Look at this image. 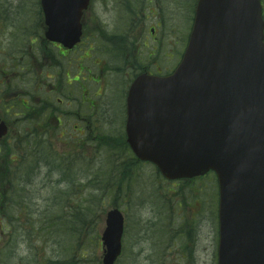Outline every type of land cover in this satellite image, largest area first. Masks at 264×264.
Masks as SVG:
<instances>
[{"label":"water","instance_id":"95a60500","mask_svg":"<svg viewBox=\"0 0 264 264\" xmlns=\"http://www.w3.org/2000/svg\"><path fill=\"white\" fill-rule=\"evenodd\" d=\"M89 0H41L46 37L79 41ZM127 142L170 179L212 169L220 184L219 264H264V20L260 0H197L182 59L138 75L126 99ZM6 126L0 123V137ZM123 217L107 212L103 264L121 250Z\"/></svg>","mask_w":264,"mask_h":264},{"label":"rangeland","instance_id":"374dc122","mask_svg":"<svg viewBox=\"0 0 264 264\" xmlns=\"http://www.w3.org/2000/svg\"><path fill=\"white\" fill-rule=\"evenodd\" d=\"M194 1L153 0L152 3H148L147 0H144V2L138 0L135 4H133L134 0L93 1L92 8L85 12L84 15L85 32L83 42H86V48L76 61L80 63L86 53H89L91 56L93 55L90 60L93 59L98 62L99 59L100 64L97 66L94 63L92 66L91 62H85L88 66H92V69L81 68L66 81L68 82L69 80L79 85L89 81L95 82L90 83L89 90L91 92H96L95 90H97L98 95L95 93L94 98L90 100L91 104H94L96 112H99L100 109L102 111H100L98 116L95 113L94 134L103 132L116 136L121 132L116 127L121 128L124 92L125 88H127V80L132 77L131 68H126V71L116 70V67H124L122 61L119 57H112V54L110 55V53L106 52L103 41L95 32L96 28L101 25L109 32L114 33H121L126 28L122 33L137 41L136 45L139 50L141 63L150 61L149 53L152 52L154 45L157 46V50L154 51V57L162 62L163 68L171 71L173 69L171 63L172 66L177 63L181 50L184 48V41L186 42L185 38L189 31ZM261 2L264 17V0H261ZM128 6L135 10L137 7V11L140 7L139 12L141 8L146 12L150 9V14L142 20L137 21L135 19V25L137 26L133 27L134 24H132L127 28L131 21L130 17H133V14L127 13ZM35 8H39L37 0H0V19L2 17L3 20L18 23L20 27L21 24L17 18L18 13L26 10L28 13L34 14L36 13ZM137 15L140 16V13ZM158 22L160 26H156ZM152 27L155 28L154 33L150 31ZM111 44L113 48H117L119 42H112ZM165 49H168L172 54L170 55L171 59H166L163 56ZM65 62H67L66 59ZM98 67H103L104 71H98ZM104 77L110 84L101 82V86L99 88L96 87V83L100 82ZM111 101L114 106L113 111H111ZM99 106L100 108L98 109ZM102 120L106 122V126L99 125ZM65 131L67 134H75L71 123L66 124ZM66 138L67 136H64L59 140L54 139L53 141L54 147L60 152L65 148L61 141H67L68 139ZM89 149L92 156L91 168L83 173L76 172L75 187L66 183H57L56 178L58 175L56 174L51 175L52 177L49 179L46 177V171L43 174L38 173L27 187L30 196V211L26 209L24 214L33 212L31 216L26 219L23 214L19 220L11 218L10 221V217L0 218V221L5 222L10 231H12L9 234L10 239L5 238L3 240L0 235V256L4 255L1 264H54V260H59L64 264L62 261L68 258H70L69 262L71 264H99L102 252L92 237L101 233L103 223L100 222V219L103 217V210L110 208V201H112L114 196V190L110 187L109 189L106 188L105 184L109 182L108 185L106 184L107 186L114 185L113 183L117 181V175L110 170V160L115 158L107 154L105 150L98 151L94 142H91ZM154 170L155 168L152 164L142 163L137 170L138 177L132 178L129 182V187L132 191V201L136 203L147 200L139 206H132L133 212H129L127 207H125V213L130 216L129 219L127 218V225L130 224L129 220H133V223L136 220L137 223L132 224L131 228H127V236H124L123 240L124 251L116 264H214V218L216 217L217 186L213 173H207L204 176L206 186L202 191H204V194L206 192V195L201 206L204 215L197 217L196 222L193 224L196 229L194 239L188 243V249L183 250L185 238L181 233L168 239L165 235L161 237L157 234V231H154L157 228L165 229L168 215L171 216V220H175L174 222H177L180 218V209L177 211L174 209L160 210L151 201L154 196H148L151 193L168 195V191L157 189L151 179ZM170 186L173 187L174 185ZM113 188L116 191V186ZM117 197L115 199L119 204H116L120 207L122 202L120 203L119 196ZM103 199H105V204H107L105 207L101 206ZM174 199L172 198L171 201ZM154 200L160 205H165L159 200ZM81 204L89 208L90 212L87 219L92 220L85 228L84 235L81 238L82 248L79 246L78 223L74 224L75 220L73 221L72 217L66 221L63 220V218L69 217L72 208H78V205ZM121 208L123 209V206ZM185 210L186 213L185 211L184 213L188 214L189 217V210ZM173 211L177 212V214L174 215ZM59 215H62L60 225L56 219ZM79 216L84 217L82 215ZM37 219L40 220L36 221ZM153 220H157V223H152L154 222ZM72 224L76 228L70 235L71 232L66 230V228H70ZM178 226H174L175 228L169 231L168 235L172 236L178 232L180 230ZM165 233L167 236V231ZM81 250H83L84 254L81 253Z\"/></svg>","mask_w":264,"mask_h":264},{"label":"flooded vegetation","instance_id":"af4514ba","mask_svg":"<svg viewBox=\"0 0 264 264\" xmlns=\"http://www.w3.org/2000/svg\"><path fill=\"white\" fill-rule=\"evenodd\" d=\"M5 22L13 25L12 22L5 20L0 21V24L4 25ZM44 32L45 24L41 12L34 26L0 28V90L3 97V102L0 103V120L6 123L8 135H20V130L24 129L27 135L31 136L34 131L57 128L61 129L62 134L67 123H71V127L80 135L84 136L85 133L89 135L94 126L96 113L94 104H91L90 90L85 83L79 85L80 90L75 89L73 82L68 80L66 82L68 90L64 92L62 80L63 59L74 54L81 42L70 50L64 49L61 43L48 41ZM126 55L125 65L131 70L139 67L149 73H164L159 59L154 57V52L149 53L151 59L144 65L139 63L140 54L137 45L133 46ZM87 58L86 54L83 59ZM129 61L131 63H128ZM68 64L71 65L70 62ZM6 66L12 70L6 71ZM76 66L81 69V66ZM151 67H154V70ZM68 70L66 69L65 72L69 78ZM8 81L12 92L8 98H5L4 84ZM63 96L66 97L65 101ZM25 140L30 142L31 138L26 137ZM172 184L173 187L170 186ZM170 185L163 187L168 191V195L174 192L178 194L179 192L175 191L177 188L184 190L177 196V206L181 208L182 205H187L191 212L189 218L185 217L182 220L189 224L187 233L190 232L192 240L196 232L192 224L196 222V215L204 202L202 176L171 181ZM161 195L165 196V194ZM218 198L217 191V205ZM216 220L215 264H219L218 216Z\"/></svg>","mask_w":264,"mask_h":264},{"label":"trees","instance_id":"16d2710c","mask_svg":"<svg viewBox=\"0 0 264 264\" xmlns=\"http://www.w3.org/2000/svg\"><path fill=\"white\" fill-rule=\"evenodd\" d=\"M96 146L95 148L98 149V151L105 150L107 154H110L111 157L115 158L114 160H110L111 164V172L116 173L117 175V181L113 183L114 185L107 186L109 182L105 184V187L112 188L116 186V191L119 192L120 188L123 186L124 183H129L132 180L134 167L137 165V162L134 157L131 156V153L129 152V148L125 142L124 135L118 134L116 136L114 135H108V134H98L96 135ZM19 142H23V139H18ZM4 151L1 153L3 159L7 160L9 156L12 155L13 150L18 147V145H13L12 143H4L2 146ZM48 147L47 144H40L38 142H31L30 143V165L33 164L39 160L42 159L46 165L48 166V172L49 174L54 173L58 168L60 169L61 166L57 165V158L55 157L56 153L50 149L48 150H42V148ZM50 148V145H49ZM25 164V159L23 156L19 157V161L17 162V165L14 167L15 170H20L23 168ZM64 168L61 167L62 175L58 179V181H64L69 186L75 187L76 179L75 177L70 175V172L72 171V158H63ZM58 167V168H57ZM5 170L9 169L7 164L4 165ZM1 169V168H0ZM25 169V168H24ZM87 171L84 169L82 172ZM110 173V172H109ZM50 178V177H49ZM27 178L23 177H17L14 176V178H9L6 175V172H1L0 170V218H6L10 217L13 220H19L26 209L30 211L29 202L30 199L29 196V190H26L24 188V184L21 182ZM32 179V178H31ZM16 180V181H15ZM15 181V184L13 186L12 190H9L6 188L7 185H12ZM7 189V190H6ZM80 189V188H78ZM63 193V191H62ZM74 193V192H73ZM119 195V193H117ZM75 209L71 212V217L74 218L75 221L78 220V239H79V246L82 248L81 244V238L84 235V230L88 226V224L92 221L88 218V214L90 212L88 207H84V205H78L77 207H74ZM29 213V215H28ZM31 213L33 212H26L24 214V218L28 219V217L31 216ZM28 215V216H27ZM79 215H82L84 217H81ZM58 219V217L56 218ZM40 219H37L36 221H39ZM74 221V222H75ZM3 229V232L8 231L10 233V229L8 225L4 222L1 226ZM74 224L67 230L71 231L72 233L75 231ZM7 233V234H8ZM1 255V251H0ZM4 256V255H3ZM3 256H0V264L3 261ZM70 258L63 260L62 262L64 264H71L69 262ZM54 264H62L61 261L57 260L54 262Z\"/></svg>","mask_w":264,"mask_h":264}]
</instances>
